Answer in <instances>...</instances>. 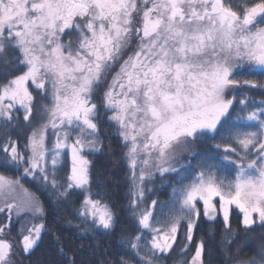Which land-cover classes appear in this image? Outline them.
Segmentation results:
<instances>
[{"label":"snow or ice","instance_id":"1","mask_svg":"<svg viewBox=\"0 0 264 264\" xmlns=\"http://www.w3.org/2000/svg\"><path fill=\"white\" fill-rule=\"evenodd\" d=\"M253 90L264 97V0H0V167L16 173H0V264L30 261L45 236L77 264L29 178L73 210L80 236L115 231L89 159L113 138L133 228L96 264H212L213 251L264 264V98ZM157 177L167 201L149 195ZM202 219L221 225L215 249L194 235Z\"/></svg>","mask_w":264,"mask_h":264},{"label":"trees","instance_id":"2","mask_svg":"<svg viewBox=\"0 0 264 264\" xmlns=\"http://www.w3.org/2000/svg\"><path fill=\"white\" fill-rule=\"evenodd\" d=\"M257 102L264 98L259 92L255 90L249 93ZM21 145L26 139L27 132L21 130L19 133ZM197 150H202V146H198ZM122 151L118 146L116 139H105L104 150L92 154L91 173L93 180V192H100V194L112 205L117 216L118 223L115 231L107 235H98L95 238L90 236H80L76 232L74 223L69 225L68 219L74 216L73 210L58 207L55 203L49 201L47 193L38 190L39 185L29 180L25 181V187L35 192L45 203L48 210L47 222L50 228L62 236L65 243V248L69 252H75L77 264H96L100 259V253L107 250L110 253H117L120 251V234L122 231L131 230L133 223L131 221V213L128 211L129 192L131 188L130 179L127 168L121 159ZM70 163V161H68ZM0 173L9 176H15L14 170H5L0 167ZM63 175V173H61ZM152 192L149 195L153 199L160 201H167L171 196V187L169 182L162 181L159 177L150 185ZM233 227L240 225V215L238 211L234 210L232 213ZM221 225L217 224L214 229H209L208 222L201 220L199 226L195 230V237L199 239L203 237L207 248L215 249L220 239ZM258 235V233H257ZM214 236L215 239L210 238ZM93 252L96 255H93ZM23 264H66V261L56 253L55 245L50 236H45L39 247L31 256V260L23 261ZM168 264H173L172 260ZM212 264H224V256L219 251H213Z\"/></svg>","mask_w":264,"mask_h":264}]
</instances>
